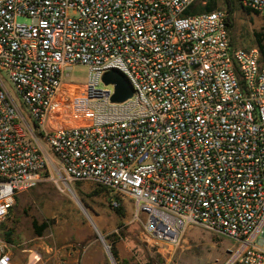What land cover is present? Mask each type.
<instances>
[{
  "label": "built area",
  "instance_id": "obj_1",
  "mask_svg": "<svg viewBox=\"0 0 264 264\" xmlns=\"http://www.w3.org/2000/svg\"><path fill=\"white\" fill-rule=\"evenodd\" d=\"M237 1L264 17V0ZM195 2L0 0V223L51 153L112 207L131 198L146 236L175 245L200 225L234 241L221 264H264V61L231 44L226 9ZM76 64L89 69L77 97L62 93ZM112 69L132 87L121 103L95 88ZM89 98L91 117L62 122ZM41 260L29 249L23 264Z\"/></svg>",
  "mask_w": 264,
  "mask_h": 264
},
{
  "label": "rangeland",
  "instance_id": "obj_2",
  "mask_svg": "<svg viewBox=\"0 0 264 264\" xmlns=\"http://www.w3.org/2000/svg\"><path fill=\"white\" fill-rule=\"evenodd\" d=\"M206 2L207 0H196L195 5L200 8ZM232 6L230 37L233 44L242 48H258L255 32L263 29L264 17L254 11L247 13L237 0ZM215 8L226 9L224 0H216ZM17 21L28 23V18L18 16ZM88 72L87 66L74 65L69 76L63 79L68 84L63 87L62 93L76 95L77 86L87 83ZM75 83L77 85H69ZM8 86L15 94L12 85ZM95 88L112 89V85L105 86L100 80ZM86 102L88 103L83 105L84 108L87 107L84 113L91 117L90 110L94 112L101 106L93 98ZM19 104L22 113L31 123L25 106L21 102ZM78 108V104L71 103L70 117L62 122L67 124L81 121ZM42 143L48 148L43 141ZM50 159L52 161L48 159V165L42 171L38 184L15 196L12 207L0 223L1 239L16 246L13 248L16 249L13 253L15 264H23L28 249L35 244L57 247L75 244L80 247L92 240L90 251L98 264H112L90 219L109 247L113 244L116 248V264H221L226 259L228 250L234 245V241L226 235L200 225L188 227L175 245L156 241L145 235L141 222L134 220L135 205L131 198L125 197L118 204L117 207L122 206L124 209L120 216L114 210L117 207L110 205L113 194L108 188L89 181H70L51 153ZM33 223L37 227L45 224L40 235L36 234ZM7 232L10 233V241L5 238Z\"/></svg>",
  "mask_w": 264,
  "mask_h": 264
},
{
  "label": "crops",
  "instance_id": "obj_3",
  "mask_svg": "<svg viewBox=\"0 0 264 264\" xmlns=\"http://www.w3.org/2000/svg\"><path fill=\"white\" fill-rule=\"evenodd\" d=\"M92 241H89L87 244L80 247L75 244H65L60 247H57L55 245L43 246L39 243L35 244L32 248L29 249L35 250L41 254L42 260L37 264H98L95 256L90 251V243ZM15 247V245H10V250L12 253V264H15L13 263V253L16 251V249L13 248ZM103 247L105 248L104 244Z\"/></svg>",
  "mask_w": 264,
  "mask_h": 264
},
{
  "label": "water",
  "instance_id": "obj_4",
  "mask_svg": "<svg viewBox=\"0 0 264 264\" xmlns=\"http://www.w3.org/2000/svg\"><path fill=\"white\" fill-rule=\"evenodd\" d=\"M101 82L105 86L112 85L113 93L110 95V98H109L110 102H112V103L124 102L125 100L130 98L132 95V87H131L129 81L117 69H112L108 72H105L101 77ZM82 209H83L84 213L86 214V216L90 219L89 214L87 213V211L84 209L83 206H82ZM90 221L96 230L97 237L104 244L112 263L116 264L115 258L113 256L112 252L110 251L109 245L106 243L104 237L99 233L97 227L95 226V224L92 222L91 219H90Z\"/></svg>",
  "mask_w": 264,
  "mask_h": 264
},
{
  "label": "trees",
  "instance_id": "obj_5",
  "mask_svg": "<svg viewBox=\"0 0 264 264\" xmlns=\"http://www.w3.org/2000/svg\"><path fill=\"white\" fill-rule=\"evenodd\" d=\"M234 1L235 0H224L226 12H227V27L229 30V34H230V29L232 28V16L231 15L233 12V6L232 5H233ZM215 6H216V0H207V2L204 5H202L200 8H198L196 5H194L193 9H194V11H210V10L214 9ZM242 8L247 13L253 12V10H251L248 7L242 6ZM255 39H256V43H257V46L259 48V51L261 53L262 60L264 61V26H263V29L261 31L255 32ZM230 42L232 45H234L231 37H230ZM114 210L120 216L123 215V213H124V209L122 206L117 207ZM35 224L36 223H33V226L36 229V234L40 235L42 233L43 228L45 227V224L38 226V227L35 226ZM5 234L7 235L5 237L7 239V241H10V238L8 237L10 233L7 232ZM110 251L112 252L114 258L117 260L118 259V253H117V250L113 244H110Z\"/></svg>",
  "mask_w": 264,
  "mask_h": 264
},
{
  "label": "bare ground",
  "instance_id": "obj_6",
  "mask_svg": "<svg viewBox=\"0 0 264 264\" xmlns=\"http://www.w3.org/2000/svg\"><path fill=\"white\" fill-rule=\"evenodd\" d=\"M66 87V85L64 86V88ZM85 90H86V86L84 85V86H77V88H76V97L79 95V94H81V93H85ZM87 107L85 106V108L84 107H82V106H80L79 105V111L81 112V113H84L86 110ZM75 124V123H74ZM49 160L50 161H52L50 158H49ZM76 197V196H75ZM77 199V198H76Z\"/></svg>",
  "mask_w": 264,
  "mask_h": 264
}]
</instances>
